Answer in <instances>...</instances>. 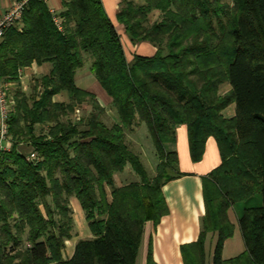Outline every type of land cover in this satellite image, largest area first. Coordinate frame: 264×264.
<instances>
[{"label": "trees", "instance_id": "obj_1", "mask_svg": "<svg viewBox=\"0 0 264 264\" xmlns=\"http://www.w3.org/2000/svg\"><path fill=\"white\" fill-rule=\"evenodd\" d=\"M63 5L60 29L46 1L30 0L23 28H10L0 41L5 80L18 82L33 63L52 65L38 80L41 95L38 85L34 96L16 92L14 144L0 151V264H136L146 222L158 224L169 213L163 186L175 177L173 145L183 124L194 161L203 159L210 138L222 156L204 178V225L198 241L183 249L185 264H206L209 231L218 233L213 264H264V0H123L118 18L131 41L157 48L132 60L102 0ZM154 11L161 18L151 22ZM85 54L118 123L108 125L96 95L77 86ZM62 93L68 99L55 101ZM79 103L93 111L79 123L66 120ZM232 104L236 115L227 117ZM140 123L160 158L153 178L127 142L126 131ZM38 124L48 132L37 134ZM128 165L140 180L117 186L115 175ZM256 195L261 204L244 208L238 220L246 249L226 259L225 242L235 233L229 211ZM71 197L94 236L78 241L66 260Z\"/></svg>", "mask_w": 264, "mask_h": 264}, {"label": "crops", "instance_id": "obj_2", "mask_svg": "<svg viewBox=\"0 0 264 264\" xmlns=\"http://www.w3.org/2000/svg\"><path fill=\"white\" fill-rule=\"evenodd\" d=\"M13 1L14 0H0V10H6ZM122 1L123 0H102L108 16L118 29L123 44L125 47L129 46L130 52L126 51V53H128V59L132 60L136 54L154 56L157 48L147 42L133 43L126 32L125 26L119 21L118 14L122 8ZM47 5L52 13L56 15V18L60 22H63V17L60 16V13L64 10L63 0H47ZM51 68L52 65L50 63H33L31 66L25 67L22 70V77L18 81L19 89H24L26 92L27 90H31L34 88L36 80H40L41 77L48 75ZM81 68L78 69L76 74L77 86L83 90L95 94L103 108L112 106V97L107 93V91L97 79V82L96 80H93V77L95 76L92 73L91 66L89 72L84 71L80 73ZM39 87H41V84ZM67 99V95L63 93L58 94L55 97V101L59 102L65 101ZM224 113L227 117H234L236 115V105H230ZM114 121L117 123L119 122L117 118ZM145 126V124L140 123L136 125L131 132L135 131L137 127ZM146 128L148 129L147 126ZM7 143L8 146L12 148L14 141H8ZM22 145L23 144H20L19 148H21ZM173 149L177 151L179 157V163L176 170L178 173L175 174L173 179L168 181L163 186V193L169 208V213L163 216L160 223L158 224H154L153 221L146 222L136 264H138L142 249L145 250L143 264H148L150 253L152 255L154 264H185L183 251L184 247L198 241L203 229L204 217L206 215L204 178L222 163L219 145L215 138H210L207 142L206 152L203 159L197 162L194 161L191 154L188 127L187 125L183 124L179 125L176 129ZM153 155L156 160L158 159L156 161V166H158L160 159L157 151L154 150ZM118 176L119 174L115 175V182L117 186H123L130 183H127L126 181L119 182ZM106 190L109 201L111 202V189L110 187H107ZM71 202L76 210L83 211L82 205L76 197H72ZM229 215L231 221L235 225L236 234L238 228L237 224L239 222L238 214L234 215L233 209H231L229 211ZM88 232L91 234H88L87 237H92L93 235L89 226ZM234 237L228 238L225 242L224 258L226 259L228 257L226 255L228 244ZM76 243L77 241H75L72 250H69L68 259L73 256ZM214 248L215 240L208 241L206 253L207 262L209 264H213Z\"/></svg>", "mask_w": 264, "mask_h": 264}, {"label": "rangeland", "instance_id": "obj_3", "mask_svg": "<svg viewBox=\"0 0 264 264\" xmlns=\"http://www.w3.org/2000/svg\"><path fill=\"white\" fill-rule=\"evenodd\" d=\"M160 18H161V12L160 11H154L151 15V22H155V21L159 20ZM124 47H125V45H124ZM125 49L127 52L128 51L130 52L129 46H126ZM92 62H93V57L90 54H86L85 66L80 69V73L84 72V71L89 72L90 66L92 65ZM93 78H94L93 80H96L95 77H93ZM96 82H97V80H96ZM39 84H40V82L38 80H36V84L34 86H36V85L39 86ZM229 89H230V85H226V87L223 88V92H227ZM19 90L20 89L18 87V82H16V84H14V88H13L12 92L14 91V93L16 94V92L18 93ZM21 90L24 91V89H21ZM35 90H36L35 88H32L31 90H27V93L30 95L32 94L34 96L36 94ZM42 91H43L42 86L37 88V92L40 93L39 95H41ZM77 108L81 109L80 112H78V113H76ZM104 109H105V112H104L102 118L108 125H113L115 123L114 120H116V118L119 120L117 113H116V110L112 106L104 108ZM92 111H93L92 104H90V103H79L75 106L74 112L70 113L68 116H65L64 118L66 120L71 119L75 123H79V122H81V120L84 117L88 116ZM78 115H79L80 119H78ZM44 129H46V132H48V125L47 124H45V125L38 124L36 126V133L40 134V133H42V131ZM126 132H127V142L129 143L130 147L135 151V153H137L141 156L142 160H144L143 163H145V166L148 170L149 176L151 178L155 177V175L157 174L156 161L158 159L156 160L154 158L153 152H154V150L155 151H157V150L155 148L153 139H152L148 129L146 128V126L145 127H137L136 130L133 132H131V130H127ZM11 141H14L13 137H12ZM177 173L178 172H174V174H177ZM118 174H119V176H118L119 182L120 181L121 182L126 181L128 183V182H134V181L140 179V176L136 174V172L133 170L131 165H129L123 172H120ZM260 204H261V196L256 195V197H254L253 199H251L248 202L235 204L231 209H233L234 215L238 214V218H239L240 213L243 211L244 208L256 206V205H260ZM71 205H72V209H73L74 230H73V237L66 241V246L63 250V255H64V258L66 260L68 259V256H69V250L70 249L72 250V248L75 244V241L78 242L82 239H90V238H93V236H94L92 233V235H93L92 237H87V235L91 234V233L88 232L89 222L87 220V216H86V213L84 212V210L83 211L76 210L74 205L72 204V202H71ZM237 226H238L237 233L236 234L234 233L235 237L233 235L234 238L230 241V243L228 244L227 250H226V255L229 258H233V257H236V256L242 254L246 249L245 241H244V238H243L240 226H239V222H238ZM210 240L211 241L215 240V245H216V242L218 240V233L215 231L214 232L209 231L207 236H206V242H205L206 246H207V242ZM144 257H145V250L142 249L141 253H140L138 264H143ZM228 257H227V259H229ZM207 264H209V263L207 262Z\"/></svg>", "mask_w": 264, "mask_h": 264}, {"label": "built area", "instance_id": "obj_4", "mask_svg": "<svg viewBox=\"0 0 264 264\" xmlns=\"http://www.w3.org/2000/svg\"><path fill=\"white\" fill-rule=\"evenodd\" d=\"M30 0H14L4 11L0 10V41L4 38L10 28L21 30L24 23V12ZM47 2V0H44ZM56 21L62 29V22L57 18ZM22 71H20V79ZM17 81H9L0 77V151L11 149L8 141H11L10 134L11 119L16 111L17 100L14 91V84ZM77 108L76 113L80 112ZM78 119H80L78 115ZM33 159H37L36 153L31 154Z\"/></svg>", "mask_w": 264, "mask_h": 264}]
</instances>
